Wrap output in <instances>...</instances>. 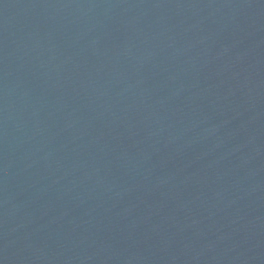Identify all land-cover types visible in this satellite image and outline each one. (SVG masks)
Instances as JSON below:
<instances>
[{"label":"water","instance_id":"obj_1","mask_svg":"<svg viewBox=\"0 0 264 264\" xmlns=\"http://www.w3.org/2000/svg\"><path fill=\"white\" fill-rule=\"evenodd\" d=\"M0 264H264V0H0Z\"/></svg>","mask_w":264,"mask_h":264}]
</instances>
